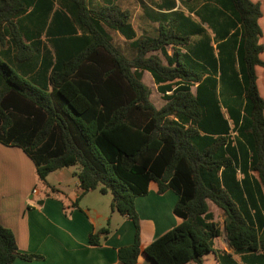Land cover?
<instances>
[{"label":"trees","instance_id":"1","mask_svg":"<svg viewBox=\"0 0 264 264\" xmlns=\"http://www.w3.org/2000/svg\"><path fill=\"white\" fill-rule=\"evenodd\" d=\"M117 1L0 0V143L21 149L41 182L76 166L81 196L110 194L134 227L119 264H264V0H138L154 25L140 36ZM150 190L177 196V224L143 246L134 199ZM217 213L231 253L214 248ZM109 234L107 223L88 243ZM17 259L42 257L19 252L0 224V264Z\"/></svg>","mask_w":264,"mask_h":264},{"label":"crops","instance_id":"2","mask_svg":"<svg viewBox=\"0 0 264 264\" xmlns=\"http://www.w3.org/2000/svg\"><path fill=\"white\" fill-rule=\"evenodd\" d=\"M120 1H117L119 6ZM32 11L33 8L26 12V19L30 21L34 18ZM28 27L33 29V23ZM40 39L44 41V36L41 35ZM256 75L259 94L264 99V71L257 68ZM74 172L61 169L41 182L37 179L33 162L21 149L0 143V224L13 233L19 252L42 257L27 262L17 259L14 264H119L116 250L132 244L133 224L119 214L115 216L108 202L98 211L87 199L93 191L81 196ZM50 177L53 180H49ZM100 199L94 198L93 201L104 204ZM176 201L177 196L172 191L158 195L154 190L134 199L141 221L143 246L177 224L172 214ZM219 217L223 222V216L218 213L215 220L218 222ZM107 223L108 237L99 246H90L88 236L98 233ZM221 237L223 234L218 239ZM217 240L214 248L231 253L224 238L221 247L217 246ZM233 259L240 262L238 256H233ZM137 264L153 262L140 255ZM203 264L217 262L208 257Z\"/></svg>","mask_w":264,"mask_h":264},{"label":"rangeland","instance_id":"3","mask_svg":"<svg viewBox=\"0 0 264 264\" xmlns=\"http://www.w3.org/2000/svg\"><path fill=\"white\" fill-rule=\"evenodd\" d=\"M143 2L145 4H148L147 0H143ZM120 6L122 9L127 10L130 14V21L132 24L133 29L136 31L137 36L140 35H152L154 30H153V24H150L149 22L145 21L142 17H141V9L137 3L136 0H121L120 1ZM264 27V25H263ZM110 34L113 37V43L114 46L127 58L130 59L133 55V49L130 46V42L129 41H125L122 37H120L119 35H117L114 32H110ZM171 49L168 48V53L171 54ZM142 82L143 84L149 88L150 90V101L151 103L154 105V107L156 109H160L165 102L162 100L161 95L157 92L156 90V86L154 85V82L151 78V76L147 73L144 72L143 76H142ZM67 170L70 171H76L77 167H71V168H67ZM53 177H50L49 180H53ZM43 186V185H42ZM41 185H39V187H42ZM94 198H102L100 199L102 202H104V204H96L93 200ZM87 199L90 200V202L93 203L94 207L98 209V211H101L103 208H105V204L108 202V207H110L111 205V196L110 194L101 196L97 191L96 192H92L89 193ZM106 209H107V205H106ZM110 211V210H109ZM108 211V215H110V212ZM115 216H118L117 212L113 211ZM222 218L219 217L218 218V223H219V227L220 230H223V226H222ZM222 237L220 239L217 240V246L221 247L222 246ZM192 264V263H190Z\"/></svg>","mask_w":264,"mask_h":264},{"label":"water","instance_id":"4","mask_svg":"<svg viewBox=\"0 0 264 264\" xmlns=\"http://www.w3.org/2000/svg\"><path fill=\"white\" fill-rule=\"evenodd\" d=\"M222 234H223V238H224L225 243L227 244L228 248H230V246L226 240L225 232L223 231Z\"/></svg>","mask_w":264,"mask_h":264}]
</instances>
